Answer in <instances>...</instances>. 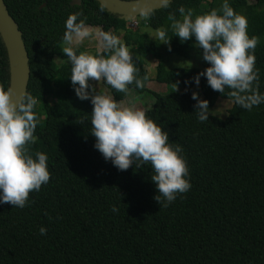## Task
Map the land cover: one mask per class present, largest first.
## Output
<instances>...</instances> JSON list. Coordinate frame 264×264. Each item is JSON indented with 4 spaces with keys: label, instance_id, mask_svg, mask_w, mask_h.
Here are the masks:
<instances>
[{
    "label": "trees",
    "instance_id": "trees-1",
    "mask_svg": "<svg viewBox=\"0 0 264 264\" xmlns=\"http://www.w3.org/2000/svg\"><path fill=\"white\" fill-rule=\"evenodd\" d=\"M72 2L4 0L28 54L27 92L40 101L35 108L37 140L27 148L33 155L49 156L51 176L39 192L29 194L30 203L23 209L0 204V264H264V104L250 111L233 104L224 120L210 115L200 122L191 98L192 80L207 62L203 68L166 69L160 41L139 28L127 29L128 22L118 15L100 12L96 0H80L75 6ZM221 2L172 0L167 9L154 11L145 27H167L169 13L180 18V6L200 14L219 8ZM229 3L247 17L249 37L261 38L255 56L264 93V0ZM77 11L92 28L124 33L137 78L145 87L133 83L127 93L117 92L101 80L117 101L131 106L136 100L129 99L132 93L147 92L145 56L156 62L157 83L178 82L182 88L154 93L155 102L147 108V115L169 132L170 142L183 147L188 162L192 187L168 207L154 199L158 192L150 165L117 170L94 148L90 121L78 122L90 118L93 105L76 96L71 66L55 62L56 57L67 60L61 48L64 24ZM168 36L171 51L168 46L166 52L189 58L194 38L182 43L171 30ZM0 83L9 86L1 36ZM200 90L211 110L218 99H228L212 90L206 77L200 78ZM113 206L118 212L111 211ZM42 226L45 235L39 232Z\"/></svg>",
    "mask_w": 264,
    "mask_h": 264
},
{
    "label": "clouds",
    "instance_id": "clouds-1",
    "mask_svg": "<svg viewBox=\"0 0 264 264\" xmlns=\"http://www.w3.org/2000/svg\"><path fill=\"white\" fill-rule=\"evenodd\" d=\"M99 11L105 12L103 0H97ZM172 0H161L167 9ZM147 22L154 10L145 2L135 0L133 12ZM180 18L169 13L170 24L156 29L146 27L147 35L169 45V30L173 37L183 43L194 38L195 46L202 50V58L208 67L199 72L192 82L199 87L200 78L206 77L212 90L226 95L227 100L242 109L252 110L264 104V93L260 92V70L256 67L255 49L260 43L259 36L249 37L248 19L237 13L229 0H222L219 8L197 14L191 7L178 8ZM82 12L70 13L65 21L63 53L71 66L70 80L76 96L80 100H90L93 105L89 117L79 119V123L90 121V134L95 137L94 148L105 161H110L119 171H126L133 165L142 168L150 165L151 181L158 194L154 199L159 206L168 207L179 194L188 192L190 172L183 154V147L170 142L169 132L147 115V109L126 106L107 91L99 92L92 81H104L117 92H128V85L145 87L137 78L130 49L123 41L124 33L93 30L86 24L87 17ZM138 22V21H137ZM95 37L98 49L95 53L77 49L86 39ZM190 64V62H188ZM147 79L146 77L144 78ZM188 83L187 81L185 82ZM175 85L177 90L178 85ZM226 89L230 90L227 91ZM13 89L0 83V204H11L23 209L29 202V194L39 192L42 185L50 181L49 156L44 152L28 151L27 145L34 144L38 117L35 108L40 101L28 92L19 93L14 100ZM191 98L198 120L204 122L215 111L209 108V101L201 99L193 91ZM112 212H118L113 206ZM41 235L46 228L39 229Z\"/></svg>",
    "mask_w": 264,
    "mask_h": 264
},
{
    "label": "water",
    "instance_id": "water-1",
    "mask_svg": "<svg viewBox=\"0 0 264 264\" xmlns=\"http://www.w3.org/2000/svg\"><path fill=\"white\" fill-rule=\"evenodd\" d=\"M103 2L108 12L120 16L125 22L139 18L138 11L133 12L135 1L103 0ZM145 2L154 11L162 8L161 0H141V6ZM75 5H80V0H73L71 6ZM0 36L8 57L9 87H12V96L16 100L19 93L27 92L30 78L29 58L22 34L10 16L4 0H0Z\"/></svg>",
    "mask_w": 264,
    "mask_h": 264
},
{
    "label": "rangeland",
    "instance_id": "rangeland-1",
    "mask_svg": "<svg viewBox=\"0 0 264 264\" xmlns=\"http://www.w3.org/2000/svg\"><path fill=\"white\" fill-rule=\"evenodd\" d=\"M248 1H249V3H254V0H248ZM138 20L140 22L139 30L141 32L147 34L146 31H144L146 29V27L144 26L142 19L139 18ZM127 26H128V24H127ZM149 38H151V37H149ZM151 39H153V38H151ZM153 40H155V39H153ZM161 45H162L161 54L164 57V63H165L166 69L170 70V69H174V68H183V69L184 68H186V69L203 68L206 65V61L203 60L202 54L198 50V47H195L191 51L189 58L183 59V58L168 54L166 52V48L169 46L168 44L161 43ZM64 47H65V45L63 43L61 45L62 50ZM96 47L98 48L97 40L91 41L86 46V48L88 50H90L91 52ZM55 62H56V64L63 62V64L70 65L68 63V60L62 61L58 57L55 58ZM188 62H190V64ZM144 63H145V67H146L147 72H148V76L152 79L150 84H148V86H149L150 91H153V92L147 91L143 94L132 93V95H131V97H129V99H132V100L139 99V101H137V103L141 106L144 105L143 108L147 109V108L152 107L154 102H155V98L153 96L154 92L158 95H166V94L170 93L171 91L180 92L182 90V88L178 82H175V84L178 85V88L176 90L175 85L174 86L173 85L172 86L160 85L154 80L155 76H156V69H155L156 62L152 57L145 56L144 57ZM92 82H93V86L96 87L97 91H99V92L107 91L110 94L109 88L106 85H104L102 83V81H100V82L92 81ZM193 91L197 92L199 97L202 98V93L200 90V84H199V87H197L194 84L192 91H191V94ZM51 103H52V101H51ZM123 103L126 104L125 101H123ZM133 104L135 105V102ZM138 104H136V105H138ZM232 105H233V103H231L230 100L218 99L217 102L215 103L214 107L212 108L213 111H215L217 109L216 112L213 113V115L215 117L221 119V120H224L228 116V111L232 108ZM126 106H128V105H126Z\"/></svg>",
    "mask_w": 264,
    "mask_h": 264
},
{
    "label": "crops",
    "instance_id": "crops-1",
    "mask_svg": "<svg viewBox=\"0 0 264 264\" xmlns=\"http://www.w3.org/2000/svg\"><path fill=\"white\" fill-rule=\"evenodd\" d=\"M92 28V27H91ZM93 30H96V29H99V28H92ZM114 32V31H113ZM95 41L96 40V38L95 37H92V38H89V39H86L85 41H84V43L82 44V45H80L79 46V48L77 49V51L78 50H82V51H90V50H88L87 48H86V46L88 45V43H90L91 41ZM98 48L96 47V48H94L93 50H97ZM91 52V51H90ZM63 61V60H62ZM57 64H63V62H60V63H57ZM149 79H150V81H149V83L148 84H150V82H151V78L149 77ZM148 84H147V91L148 92H153V91H150V89H149V86H148ZM159 84V83H158ZM160 85H164V84H160ZM159 87V86H158ZM155 93V92H154ZM111 94V93H110ZM156 94V93H155ZM137 101H139V99H136L135 100V105L134 104H132L131 106H137V107H141V108H143V106H141V105H139L138 103H137ZM123 102V101H122ZM136 104H138V105H136ZM125 105H127V104H125Z\"/></svg>",
    "mask_w": 264,
    "mask_h": 264
},
{
    "label": "built area",
    "instance_id": "built-area-1",
    "mask_svg": "<svg viewBox=\"0 0 264 264\" xmlns=\"http://www.w3.org/2000/svg\"><path fill=\"white\" fill-rule=\"evenodd\" d=\"M127 24H128L127 29L131 31H136L140 27V22L138 19L131 20ZM144 26H146V23H144Z\"/></svg>",
    "mask_w": 264,
    "mask_h": 264
}]
</instances>
